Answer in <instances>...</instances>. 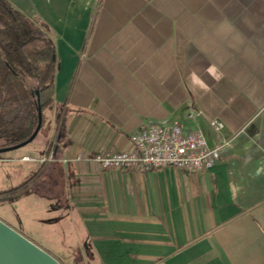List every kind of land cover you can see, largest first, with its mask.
<instances>
[{
  "label": "crops",
  "instance_id": "crops-1",
  "mask_svg": "<svg viewBox=\"0 0 264 264\" xmlns=\"http://www.w3.org/2000/svg\"><path fill=\"white\" fill-rule=\"evenodd\" d=\"M8 1L45 23L55 67L42 150L0 158L53 152L27 182L66 210L78 263L264 264V0ZM211 119L229 143L204 171L87 159L150 122L212 146Z\"/></svg>",
  "mask_w": 264,
  "mask_h": 264
},
{
  "label": "trees",
  "instance_id": "trees-1",
  "mask_svg": "<svg viewBox=\"0 0 264 264\" xmlns=\"http://www.w3.org/2000/svg\"><path fill=\"white\" fill-rule=\"evenodd\" d=\"M54 67L45 23L0 0V149L22 143L41 126L53 102Z\"/></svg>",
  "mask_w": 264,
  "mask_h": 264
},
{
  "label": "rangeland",
  "instance_id": "rangeland-1",
  "mask_svg": "<svg viewBox=\"0 0 264 264\" xmlns=\"http://www.w3.org/2000/svg\"><path fill=\"white\" fill-rule=\"evenodd\" d=\"M49 112V108L43 111V119ZM47 130L46 125L39 128L27 146L17 147V155L20 156L27 147L33 153H39L42 150L41 136ZM2 155L0 152V157ZM36 172L34 162L0 158V219L53 255L60 264H79L83 252L74 256L72 228L66 210L54 206L53 197L40 195L29 188L27 181Z\"/></svg>",
  "mask_w": 264,
  "mask_h": 264
},
{
  "label": "built area",
  "instance_id": "built-area-1",
  "mask_svg": "<svg viewBox=\"0 0 264 264\" xmlns=\"http://www.w3.org/2000/svg\"><path fill=\"white\" fill-rule=\"evenodd\" d=\"M218 141L208 145L198 128H185L175 122H150L141 125L129 135V148L110 153L94 152L87 159L102 169H126L139 172L150 169L174 167L186 172L204 171L211 168L220 157V150L229 143L220 135L223 123L207 121ZM54 159L52 151L39 157L24 155L21 160L46 162ZM77 160L82 157L78 156Z\"/></svg>",
  "mask_w": 264,
  "mask_h": 264
},
{
  "label": "water",
  "instance_id": "water-1",
  "mask_svg": "<svg viewBox=\"0 0 264 264\" xmlns=\"http://www.w3.org/2000/svg\"><path fill=\"white\" fill-rule=\"evenodd\" d=\"M36 95H38L37 92ZM39 128L40 121L27 140L17 145L1 148L0 152L12 150L26 144L36 135ZM0 264L60 263L53 255L0 219Z\"/></svg>",
  "mask_w": 264,
  "mask_h": 264
}]
</instances>
